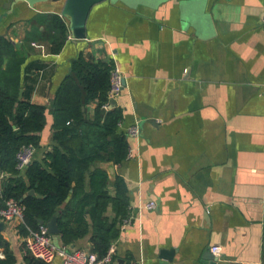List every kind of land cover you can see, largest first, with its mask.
<instances>
[{"label": "crops", "instance_id": "obj_1", "mask_svg": "<svg viewBox=\"0 0 264 264\" xmlns=\"http://www.w3.org/2000/svg\"><path fill=\"white\" fill-rule=\"evenodd\" d=\"M11 3L0 0V37L11 43L0 65L8 70L16 59L20 96L33 87L32 103L47 107L37 160L56 145L54 100L81 53L126 74L118 131L139 123V136L128 138L134 156L91 166L108 172L111 196L116 176L124 179L135 217L112 242V264H209L212 256L218 264H264V0H105L91 9L82 40L62 15L64 0ZM51 15L68 26L58 54ZM96 106L84 107L87 118ZM149 201L157 207L142 209ZM105 215L115 218L112 205ZM87 220L89 233L66 247L92 251ZM27 235L0 230V259L45 264L25 252Z\"/></svg>", "mask_w": 264, "mask_h": 264}, {"label": "trees", "instance_id": "obj_2", "mask_svg": "<svg viewBox=\"0 0 264 264\" xmlns=\"http://www.w3.org/2000/svg\"><path fill=\"white\" fill-rule=\"evenodd\" d=\"M46 18L52 26L48 35L52 30L55 32L52 53L58 54L67 39L68 26L58 15ZM10 46L6 38L0 37V60L10 53ZM10 61L8 70L0 65V175L7 174L1 182L0 204L15 198L26 205L25 224L20 226L23 233H28V227L36 228L40 220L48 222L62 208L58 227L64 246L74 245L89 233V216L93 222L91 250L103 256L119 237L120 226L129 216L124 179L116 176V194L111 196L107 190L108 172L91 168L97 161H112L118 165L128 155L127 135L118 131L122 109L119 106L104 108L113 64L86 59L82 53L74 60L72 71L54 100L53 140L56 145L45 152L42 161L34 159L25 178L16 169V153L27 144H34L38 149L41 133L47 125V107L32 103L33 87H26L20 96L17 60ZM94 101L97 103L94 118L89 119L84 107ZM31 189L42 197L26 196ZM110 205L115 212L112 221L105 215ZM0 245H3L1 237ZM15 262V257L9 253L5 259H0V264Z\"/></svg>", "mask_w": 264, "mask_h": 264}, {"label": "built area", "instance_id": "obj_3", "mask_svg": "<svg viewBox=\"0 0 264 264\" xmlns=\"http://www.w3.org/2000/svg\"><path fill=\"white\" fill-rule=\"evenodd\" d=\"M35 45V44H34ZM39 46L40 45H36ZM126 74L118 65L114 64L110 73V87L108 91V101L104 104L105 109L112 107L111 101L117 100L125 89ZM122 125V120L118 126ZM141 128L138 122L130 126L127 130V138L138 137ZM134 149L129 146L127 158L134 156ZM37 155V147L34 144H27L20 147L16 153V169L23 173L32 164ZM7 174L2 173L0 179H4ZM157 204L155 201H149L141 206L142 209H155ZM26 205L18 199L9 198L0 204V222H4L6 227L11 229H19L25 224ZM134 215L130 214L123 222V226L130 225L134 221ZM28 227V226H27ZM24 250L27 254L44 262L45 264H53L57 258L61 259L60 264H112L117 262L116 243H112L108 251L99 256L96 252L85 249H69L66 246L58 247L52 241V234L46 223H40L36 228L28 227V235L25 238ZM211 252L215 256L222 253V246L215 244L211 247ZM125 264H144L143 261H132Z\"/></svg>", "mask_w": 264, "mask_h": 264}, {"label": "water", "instance_id": "obj_4", "mask_svg": "<svg viewBox=\"0 0 264 264\" xmlns=\"http://www.w3.org/2000/svg\"><path fill=\"white\" fill-rule=\"evenodd\" d=\"M63 0H12L11 5L14 7L17 3L26 2L30 6L34 7L40 3H54V2H61ZM105 0H64V6L62 10V15L68 20L69 28L74 34V38L78 40L85 39L86 36V23L88 16L90 14L91 9L98 3H101ZM4 16V15H3ZM0 17V21L3 18ZM112 106H117V100L111 101ZM28 195H35L37 197H42L40 194H37L34 189H31L26 196ZM58 216L59 214L56 213L51 220L46 222L47 226L49 227V232L52 235H58L60 230L58 228ZM41 224L45 223L44 221H39ZM6 224L4 222H0V230L5 229ZM209 260H212L209 264H218L217 257H209Z\"/></svg>", "mask_w": 264, "mask_h": 264}, {"label": "rangeland", "instance_id": "obj_5", "mask_svg": "<svg viewBox=\"0 0 264 264\" xmlns=\"http://www.w3.org/2000/svg\"><path fill=\"white\" fill-rule=\"evenodd\" d=\"M52 241L55 245L60 246L57 235H52Z\"/></svg>", "mask_w": 264, "mask_h": 264}]
</instances>
